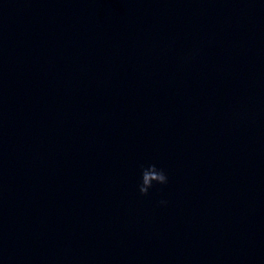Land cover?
<instances>
[{
  "label": "water",
  "instance_id": "95a60500",
  "mask_svg": "<svg viewBox=\"0 0 264 264\" xmlns=\"http://www.w3.org/2000/svg\"><path fill=\"white\" fill-rule=\"evenodd\" d=\"M0 264H264V0H0Z\"/></svg>",
  "mask_w": 264,
  "mask_h": 264
},
{
  "label": "clouds",
  "instance_id": "9594fccd",
  "mask_svg": "<svg viewBox=\"0 0 264 264\" xmlns=\"http://www.w3.org/2000/svg\"><path fill=\"white\" fill-rule=\"evenodd\" d=\"M168 183V176L162 168H157L155 164L142 167L141 170V183L138 186L139 192L143 196L149 194V190L154 184L166 185ZM161 203H165L161 201Z\"/></svg>",
  "mask_w": 264,
  "mask_h": 264
}]
</instances>
